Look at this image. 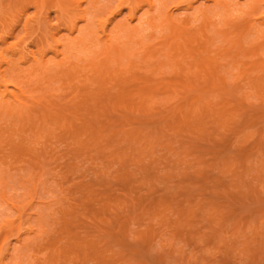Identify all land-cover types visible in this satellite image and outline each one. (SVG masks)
I'll use <instances>...</instances> for the list:
<instances>
[{
	"label": "rangeland",
	"instance_id": "374dc122",
	"mask_svg": "<svg viewBox=\"0 0 264 264\" xmlns=\"http://www.w3.org/2000/svg\"><path fill=\"white\" fill-rule=\"evenodd\" d=\"M35 1L0 0V264H264V0Z\"/></svg>",
	"mask_w": 264,
	"mask_h": 264
},
{
	"label": "bare ground",
	"instance_id": "6f19581e",
	"mask_svg": "<svg viewBox=\"0 0 264 264\" xmlns=\"http://www.w3.org/2000/svg\"><path fill=\"white\" fill-rule=\"evenodd\" d=\"M37 1H39V0H36L35 2H37ZM41 1V0H40ZM54 2H56V5L57 4H59L60 3V1L58 2L57 0H53ZM64 1H67V0H64ZM64 1L62 0V2L64 3ZM70 3H71V6L73 5V4H75V7L77 6V11H79V8H81L82 7V4H83V2L85 3V0H68ZM143 1H145V3L151 8V10H153L154 9V7H155V0H143ZM209 1V0H208ZM214 1H217V0H214ZM53 2V3H54ZM58 2V3H57ZM68 2V3H69ZM73 3V4H72ZM37 4H39V3H37ZM66 4H67V2H66ZM56 5L54 4V6L56 7ZM60 5H61V3H60ZM60 5H58L59 6V8H60ZM65 5V4H64ZM37 6H40V5H37ZM57 6V7H58ZM63 6V5H62ZM70 6V5H69ZM188 8L189 9H192L193 7H192V5L191 4H189L188 5ZM63 10V9H62ZM82 12H84V10H82ZM80 13V12H79ZM83 14V13H82ZM81 14V15H82ZM136 17V15H135V11H133L132 12V14H131V19H134ZM168 20L172 23V26H175L174 25V21H173V19H172V17L170 16V17H168ZM86 21V14H85V12H84V14L82 15V16H80V18H77L76 20H74V21H72V25H71V27H70V33L71 34H73V33H75V32H77L78 34H81L82 33V28H81V26H80V22H85ZM26 24H27V22H26ZM262 24H264V20L262 21ZM26 26V25H25ZM100 27L102 28V30H103V33H104V35H105V39H106V45L107 44H110V42L112 41V36H111V34H112V32L110 31V33L111 34H109V35H107L106 33H105V25L103 24V23H101L100 24ZM79 40L80 39H77V41H75L74 42V44L76 45V44H78L79 43ZM61 40H60V38H59V40H58V42H60ZM56 42H57V40H56ZM57 42V43H58ZM57 43H55L56 44V46L55 47H57ZM59 44V43H58ZM107 46H109V45H107ZM108 52V51H107ZM115 52L116 53H121V51L119 50V49H116L115 50ZM108 54V53H107ZM6 61V60H5ZM33 61L34 62H36L37 60H36V58L34 57V55H33ZM43 64H45L44 63V61H43ZM5 65L7 66L6 68H9V65H8V63L7 62H5ZM0 75L3 77L4 76V70H1L0 71ZM6 89L7 88H5V90L2 92V93H4L5 94V100H11L12 99V101L13 102H15V103H19L20 102V99L22 98L23 99V94H25L24 92H23V90H22V92L21 91H19L18 92V94L17 93H12V96L10 95H8V93H7V91H6ZM20 90V89H19ZM9 92V91H8ZM23 93V94H22Z\"/></svg>",
	"mask_w": 264,
	"mask_h": 264
}]
</instances>
